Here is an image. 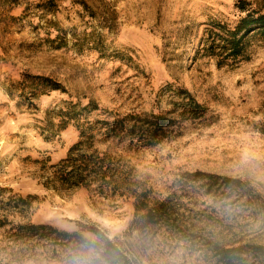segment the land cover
<instances>
[{"label":"rangeland","instance_id":"rangeland-1","mask_svg":"<svg viewBox=\"0 0 264 264\" xmlns=\"http://www.w3.org/2000/svg\"><path fill=\"white\" fill-rule=\"evenodd\" d=\"M235 1L0 0V186L32 196L30 222L92 242L84 227L94 226L134 264H216L211 245L220 233L264 246V43L233 67L194 53L210 21L233 23ZM247 1L264 11V0ZM26 74L64 91L17 97L12 83ZM168 87L186 89L204 114L176 120L149 147L122 151L114 141L109 150L124 155L153 200L200 226L192 242L146 225L131 198L45 185L78 130L70 123L53 133L44 117L56 121L68 102L78 111L88 101L98 108L79 117L164 113ZM51 247L22 264H99L91 247Z\"/></svg>","mask_w":264,"mask_h":264},{"label":"trees","instance_id":"trees-1","mask_svg":"<svg viewBox=\"0 0 264 264\" xmlns=\"http://www.w3.org/2000/svg\"><path fill=\"white\" fill-rule=\"evenodd\" d=\"M233 8V23L212 20L203 29L194 50L195 56L212 58L217 67H233L248 58L254 42L264 43V11L253 7L247 0H236ZM12 86L18 89L17 97L29 102L51 91H64L58 82L42 75L26 74ZM11 90L8 89L10 95ZM166 100L169 109L164 113L149 111L93 119L79 117L80 112L88 113L98 108L95 102L88 101L78 111L77 105L68 102L57 110L59 117H55L56 121H53L54 117H44L47 130L53 133L65 129L70 123H74L78 130V139L65 156L49 165L45 185L58 194H62L61 188L71 191L93 188L100 194L131 198L135 213L140 214L138 216L146 225H163L192 242L200 226L174 213L165 200H153L148 189L126 164L124 155L109 150V144L114 141L121 144L122 151L149 147L159 142L176 120L193 119L204 114L203 105L184 88L168 87ZM101 144L104 147L101 148ZM204 177L211 179L213 176L207 174ZM225 182L240 184L230 178H225ZM31 200V195L22 196L0 186V264H22L45 251L47 244L55 250V245L60 243L91 247L98 255L91 261L99 264H134L94 226L84 227L95 235L96 240L92 242L75 232L30 222L26 212ZM234 234L220 233L211 245L216 264H264V246L244 242Z\"/></svg>","mask_w":264,"mask_h":264}]
</instances>
